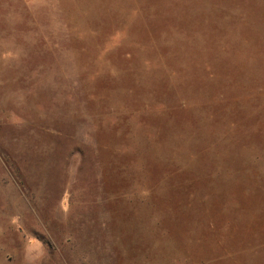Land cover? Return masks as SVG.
Returning a JSON list of instances; mask_svg holds the SVG:
<instances>
[{"label":"rangeland","instance_id":"1","mask_svg":"<svg viewBox=\"0 0 264 264\" xmlns=\"http://www.w3.org/2000/svg\"><path fill=\"white\" fill-rule=\"evenodd\" d=\"M62 1L0 0V264H264V0Z\"/></svg>","mask_w":264,"mask_h":264},{"label":"crops","instance_id":"2","mask_svg":"<svg viewBox=\"0 0 264 264\" xmlns=\"http://www.w3.org/2000/svg\"><path fill=\"white\" fill-rule=\"evenodd\" d=\"M62 1V0H60ZM147 0H144V3ZM152 4L153 0H149ZM162 4V0L158 1ZM143 4V0H68L63 6V1L60 2V11H63L64 8L70 11H74L72 15L65 16L60 13V22L64 20H87L90 21L91 25H95L97 23L111 21L114 25L126 26L128 24L134 25V22L138 19L142 21V26L144 27V31L146 27H155V24H148L145 19H141L140 8ZM146 4V3H145ZM135 10V14L139 15V18H136V15L133 21L130 22V12ZM162 18V17H161ZM77 23H75L76 25ZM146 39L148 37H154L151 35H144ZM79 39L72 40L71 42L77 43ZM77 45V44H76ZM79 46L77 45L75 48H72V52H76ZM120 57L116 58V63L119 65V70H136L135 66L129 65V63L125 62V58H123L124 51L120 52ZM71 57V56H70ZM74 57V56H73ZM75 58V57H74ZM119 61V63H118ZM147 62V60H146ZM149 64V61L147 62ZM74 67L76 70H80V64L77 60H75ZM94 70V69H91ZM144 70H148L145 68ZM134 107V106H133Z\"/></svg>","mask_w":264,"mask_h":264},{"label":"trees","instance_id":"3","mask_svg":"<svg viewBox=\"0 0 264 264\" xmlns=\"http://www.w3.org/2000/svg\"><path fill=\"white\" fill-rule=\"evenodd\" d=\"M204 153V152H203ZM193 157H196V155L194 154V152L191 153L190 157L192 158Z\"/></svg>","mask_w":264,"mask_h":264}]
</instances>
